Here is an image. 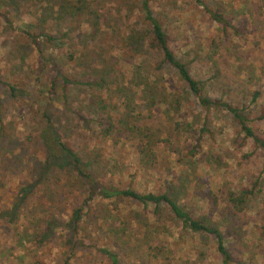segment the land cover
<instances>
[{"label": "rangeland", "instance_id": "1", "mask_svg": "<svg viewBox=\"0 0 264 264\" xmlns=\"http://www.w3.org/2000/svg\"><path fill=\"white\" fill-rule=\"evenodd\" d=\"M74 1H0L9 18V23L0 18V77L18 87L12 96L0 82V264H32L29 250L41 254L44 264H57L75 239L64 222L84 195H80L84 180L75 178L65 165H54L48 176L38 175L44 152L38 131L46 120L86 160L99 162L101 168L92 169L96 174L138 191H166L191 215L204 216L221 229L229 216L236 230L225 235L227 264H264L260 147L243 135L229 110L200 104L193 94H186L171 68H156L159 56L134 55L120 47L118 40L130 26L143 25L139 0H79L80 9L71 11ZM149 4L190 73L203 81L211 97L239 106L264 140V0H149ZM210 8L224 13L226 29L209 16ZM21 28L43 30L54 38L40 37L39 54ZM49 56L72 77L101 75L105 84L94 89L71 83L62 89L57 81L50 86L52 72L44 60ZM255 89L259 95L251 100ZM94 90L103 94L114 119L123 120L119 131L103 135L95 123L88 100ZM177 95L182 103L174 110L170 100ZM146 137L157 139L150 143L155 155L150 166L138 153ZM35 179L40 180L21 199L18 185ZM225 188L248 190L236 215L222 207ZM219 189L214 203L207 192ZM13 204L17 217L11 223L5 218ZM88 204L82 209L83 242L78 239L80 243L72 247L70 264H109L92 242L108 245L120 264H221L213 235L184 227L166 210L155 218L150 205L129 198L98 197ZM48 216L59 220L58 227L32 248L29 239ZM147 238L153 244L149 253Z\"/></svg>", "mask_w": 264, "mask_h": 264}, {"label": "trees", "instance_id": "2", "mask_svg": "<svg viewBox=\"0 0 264 264\" xmlns=\"http://www.w3.org/2000/svg\"><path fill=\"white\" fill-rule=\"evenodd\" d=\"M0 1H4V3L6 2V0ZM7 1L10 2V0ZM13 1H15V3L19 2V0ZM78 1L79 0H76L71 3V11L80 9ZM196 1L200 2V0ZM138 5V9L143 20V25L130 26L128 28V32L122 34L118 40L120 47L128 53H134V55L149 53L153 54V57L159 56L156 61V68L162 67V65H166L168 68H171L177 78L182 82V89L186 92V94H193L198 99L200 104L206 105L207 107L211 106L212 104H216L229 110L237 120L240 131L243 133V135L250 137L264 153V140L260 136L256 135L250 124H248V116L239 106L233 105L231 102L222 100L220 98L211 97L207 93V91L204 89L203 81L190 73L185 62L180 59L174 48L170 45L167 31L162 27L160 20L152 12L149 0H139ZM208 11L209 16H211L217 23H220L223 29H226V25L229 23L227 18L224 16V13L219 9L213 10V8L208 9ZM0 18L3 21L9 23V18L5 14L4 10L1 9ZM21 30L31 40V42L34 43L39 54L42 53V47L39 40L40 37H45L49 40L54 38L52 34L43 30L32 31L24 28H21ZM236 30L237 29H235V31ZM71 55L72 54H69V56ZM44 60L47 61L48 67L52 72L49 79L50 86L57 81H59L60 87L62 89H65L71 83H86L88 86L94 89L98 88L102 84H105L106 80L101 75H95L92 78L86 76L83 78H74L69 73H67L66 70H63L57 66L56 62L52 60L50 56ZM0 82L6 85L7 91L10 95L16 96L18 90L17 86H15L9 80H4L1 77ZM258 95L259 90H253L251 100H256ZM88 100L92 105L94 113H96L94 121L96 124L100 125V131H102L103 135L112 134L113 132L120 130L118 127H124L123 120H115V117H113L109 112L103 94L97 91L95 92L94 90L90 93ZM151 103H153V99L151 100ZM181 103V95H177L170 100V104L172 105L171 107L174 110H178ZM2 108L3 104L0 97V118ZM178 123L179 122L176 121L175 125ZM204 123L205 122L203 121L201 124V129L205 128ZM83 124L85 127L88 125L87 123ZM38 136L41 138V144L44 148L42 155L43 160L41 162L42 164H40L41 172L38 175L43 174V177L48 176V173L52 170L51 167L54 165H65L66 168L69 169L71 173H73L75 178L84 180L85 186V189L80 194L83 195L84 193V195L82 196L79 203L70 209L69 214H67L66 221L64 222L70 229L71 236L75 235V239L70 242L71 245L67 248L68 252H66V255L63 256L61 261L57 264H70L72 257V247H74L76 243H80L78 239L83 242L82 236L85 231V226L82 224L83 222H86L85 217L82 216L83 205L88 207L89 201L98 197L104 199L113 198L120 200L122 198H129L144 205H150L152 214L155 218L159 217L158 215H160L163 210H166L172 216L180 219L184 227H189L197 231H206L213 235L216 239V249L221 254V264L228 263L230 254L225 245V238L234 233L236 230L235 226L231 224L232 222L229 221V216H225L226 222L223 224L224 227L221 229L217 224H211L209 221H207L206 217L204 216L191 215L182 204H179L175 198L166 191H138L130 186H119L113 181V179L106 177L103 174H96L94 167L101 168L99 162H97L96 159L90 158H87L86 160L84 156L80 155L74 148H72L67 139L62 134H60V132L54 129L49 120H46L42 128L38 131ZM156 141L157 139L152 140L146 137L142 146L138 149L140 161L144 164H147L148 166L153 164L155 161L154 151L150 148V143H155ZM6 149L11 153L12 150L9 148ZM105 169L109 170V167H106ZM39 180L40 179L32 180V182H29L28 184L26 183V185L23 183L19 184L18 192H21L20 198H24L30 187L33 186L35 182L37 184ZM224 190L225 193L223 194L222 207H224V205L230 207L231 214L236 215L245 205L246 194L248 193V190L242 188L238 189L237 191H233L229 188H225ZM219 191L220 189L213 192L209 190L207 192L210 195V198L212 197V201L214 203H216V200L218 199V195L220 194L218 193ZM16 207L17 205L13 204V208L11 207L12 211H10L9 215L5 218L6 221L11 223L16 222L15 219L17 216H14L15 212L13 211V209L15 210ZM97 218L96 220L99 221L100 217L97 216ZM262 220L263 222L261 223L260 235L261 239H264V215L262 216ZM44 221V225L40 226L38 230L36 229L32 237L29 239V241L32 243V248L42 245L52 234L55 233V227H58L59 220L54 217L51 218V216H48ZM96 229H98V227H96ZM107 229L115 232L119 231L116 226H107ZM62 240L65 243L68 241L67 239L63 238ZM147 241L148 243L146 242L147 245L145 248L146 250L148 249L147 252L149 253V250H151V246L153 244H150L151 240L149 238H147ZM91 246H94V248L96 247L97 251L102 253L107 258L109 264H120L119 258L115 251L112 250L108 245H98L97 242H92ZM155 247H160V245ZM154 255L156 254L154 253ZM27 256L32 264H44L41 261V254H37V252L34 250H29ZM242 264L247 263L242 262Z\"/></svg>", "mask_w": 264, "mask_h": 264}]
</instances>
